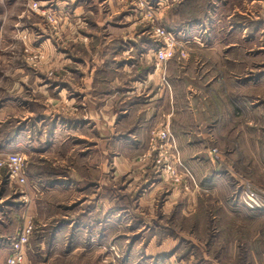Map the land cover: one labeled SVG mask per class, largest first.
Instances as JSON below:
<instances>
[{"label": "rangeland", "instance_id": "rangeland-1", "mask_svg": "<svg viewBox=\"0 0 264 264\" xmlns=\"http://www.w3.org/2000/svg\"><path fill=\"white\" fill-rule=\"evenodd\" d=\"M260 11L264 0H0V161L26 157L24 183L0 165V264L29 223V264H264V211L239 203L237 182L264 188V101L251 115V101L212 100L203 87L212 43L236 45L227 53L243 55L244 78L264 74V31L252 30L264 27ZM158 29L178 42L160 64ZM155 70L185 110L201 97V133L192 117L182 127L192 139L220 121L242 135L181 149L167 106L142 135L131 108L149 99L138 83ZM194 155L223 175L211 190L199 188L206 166Z\"/></svg>", "mask_w": 264, "mask_h": 264}, {"label": "crops", "instance_id": "crops-1", "mask_svg": "<svg viewBox=\"0 0 264 264\" xmlns=\"http://www.w3.org/2000/svg\"><path fill=\"white\" fill-rule=\"evenodd\" d=\"M264 11H260L259 13H257L258 15H261L262 17L264 16L262 13ZM255 18V17H254ZM259 17L256 16L255 19H258ZM252 30L254 32H257L258 34H260L262 31H264V27H260L257 24L254 25V27L252 28ZM197 45H195V48ZM236 45L233 44H219V43H212V44H208L206 46V48L203 49V51L208 54L209 58H210V71L207 73L210 77L208 79V81H205L206 85L204 84V90L207 91H212L215 90L214 95L215 96H211L209 99H218L220 101H223V99L227 98L228 96H231V99L238 98L239 100H246V101H257V100H262L264 101V74H260L257 76H253L250 78H244V76H242L243 72L245 70H249L246 69L244 70V60H242L243 55H240L239 58H236L235 60H231L229 58V55L227 53V51L229 49H231L232 47L234 48ZM237 48V47H236ZM202 50V49H201ZM240 50V49H239ZM238 50V51H239ZM242 54V50L239 51V54ZM231 60V61H230ZM248 61V60H247ZM192 65V64H191ZM194 66V64H193ZM195 67V66H194ZM218 69H222L224 74L222 75L223 78V83L219 82V80L217 79V77L211 76L213 74H216ZM160 72L162 73L161 69ZM155 70V72H151L149 74V81L145 82V83H138V87L140 86H144L145 89L144 90H148V94L149 95V99L148 100H144L142 101V105L141 108H139V110L137 111V113H135L133 110L136 108L135 107H139L138 104L132 106L131 108V118H136V116H140L139 117V125H141L142 127H140L139 131H142L141 134L143 135V133L146 131L145 128L148 125L154 124L157 125L158 122L160 121V118L163 115H167L168 119H170L172 116L173 118V133L175 136V140L178 144V147L181 149H204L206 148V143L207 141H217L218 144L220 145H225L227 141L231 140V136H235V139H238V137H240V135H242V129H239V127H241V125H234L233 127H231L230 129H228L226 126V122L223 123V121H220L221 124H214V126L209 125L207 127V133H205L203 135V137H199V139H192L193 133H201V130L198 129V124H194V122H197V116L199 115V113L197 114L196 112H198V107H201L198 104V101L200 103L201 97L197 96L196 93L194 95V97L191 94V97L193 99H195L196 103L192 104L190 101V97H187V101L185 102V104L188 105V109L185 110L184 108H182L181 104H180V99L179 96L174 94V86L173 84L170 83L171 86L170 89L169 87H167L166 83H164L163 81L161 82V78L159 77V71ZM249 72H253V73H257L256 70L254 71H249ZM260 72V71H258ZM120 83V80H116V82ZM194 86L195 85H202V82L194 79ZM115 82V83H116ZM169 83V82H168ZM137 86V83H135V85L132 88V90L134 89V87ZM156 86V87H153ZM197 86V87H198ZM213 92V91H212ZM85 94H87V96L89 95V91L85 92ZM151 95V96H150ZM169 98L171 99L169 101ZM205 98V97H204ZM208 98V97H206ZM169 102V103H168ZM145 103H147L145 105ZM232 103V102H231ZM197 104V106H196ZM235 104V102L233 103ZM243 104V103H242ZM232 105V104H231ZM249 102L242 105L243 106H248ZM251 107L248 108V113H250L251 115H259L260 112H262V105L256 104L255 103H251ZM168 107V113L165 114L167 111H165V107ZM203 107V106H202ZM204 108H206L204 106ZM212 109H215L216 107H209ZM234 108V107H233ZM244 108V107H243ZM218 111L220 109H217ZM216 110V111H217ZM139 112V113H138ZM220 113V112H219ZM133 114H135L133 116ZM217 114V113H216ZM130 116L128 118H130ZM133 116V117H132ZM115 118V115L113 116ZM192 117V119H191ZM190 119L192 120V127L194 128L195 132L191 131V130H185L182 127L186 126L184 125L186 122H189ZM135 120V119H134ZM252 120H250V125ZM178 122H180L181 125H177ZM157 123V124H156ZM177 123V124H176ZM198 123V122H197ZM175 124L177 125V127L175 126ZM219 131L218 132V127ZM252 126V125H251ZM176 127V128H175ZM143 130H142V129ZM242 128V127H241ZM253 129V127H252ZM139 134V135H141ZM141 142V141H140ZM258 155H261L260 152ZM185 156V155H184ZM183 156V159H184ZM199 159V160H197ZM257 170L262 169L264 170V156H257ZM190 162L192 164H194V166H206L205 172L203 173H199L202 176L197 175V177H195L196 181H198L199 183V188L201 190L204 191L205 190H211L212 188H214V186L217 184V182L219 181L221 177V173L220 171H218L215 167V164H213V162H211L207 157H200L197 155H194L191 157ZM208 170V171H207ZM223 176V175H222ZM9 254V253H8ZM8 256V255H7ZM6 256V257H7ZM5 257V259H6ZM5 259L3 261L2 264H4Z\"/></svg>", "mask_w": 264, "mask_h": 264}, {"label": "built area", "instance_id": "built-area-1", "mask_svg": "<svg viewBox=\"0 0 264 264\" xmlns=\"http://www.w3.org/2000/svg\"><path fill=\"white\" fill-rule=\"evenodd\" d=\"M158 36L164 37L165 45H162L156 51L158 63H162L170 59L175 54V45L178 42L173 37L172 33H167L164 29L155 31ZM160 138H169L167 132L159 133ZM212 158L221 159L217 148H213L210 152ZM26 157L21 152H11L6 159L0 161V165L8 166L10 170V179L24 183L26 177L24 175V167ZM238 182V199L244 207L253 211H264V188L255 186L246 177H237ZM33 233L32 224H26L24 228L12 239L10 245V253L5 259L4 264H29L27 262L26 246L30 241Z\"/></svg>", "mask_w": 264, "mask_h": 264}]
</instances>
